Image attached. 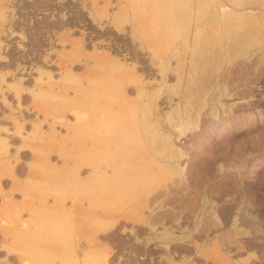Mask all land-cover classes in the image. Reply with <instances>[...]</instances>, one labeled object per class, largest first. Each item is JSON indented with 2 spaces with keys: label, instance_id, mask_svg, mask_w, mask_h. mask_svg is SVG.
<instances>
[{
  "label": "rangeland",
  "instance_id": "obj_1",
  "mask_svg": "<svg viewBox=\"0 0 264 264\" xmlns=\"http://www.w3.org/2000/svg\"><path fill=\"white\" fill-rule=\"evenodd\" d=\"M0 264H264V0H0Z\"/></svg>",
  "mask_w": 264,
  "mask_h": 264
}]
</instances>
